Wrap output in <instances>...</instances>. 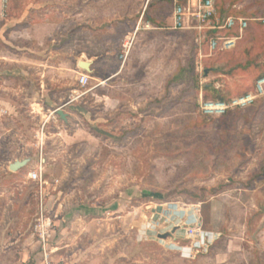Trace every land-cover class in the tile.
<instances>
[{"label":"rangeland","instance_id":"obj_1","mask_svg":"<svg viewBox=\"0 0 264 264\" xmlns=\"http://www.w3.org/2000/svg\"><path fill=\"white\" fill-rule=\"evenodd\" d=\"M235 2L264 16V0ZM172 10L168 0H8L0 21V246L14 243L17 252L0 253V264L15 255L43 264L42 214L51 264H264V177L254 179L264 168V97L204 111L207 102L228 106L251 93L264 76V25L250 21L231 51L211 52L207 29L193 19L169 30ZM81 51L101 56L85 87ZM23 57L31 65L14 63ZM38 59L52 67L43 78ZM118 70L111 88L102 85ZM181 70L186 80L168 85ZM209 84L228 101L206 94ZM61 108L72 114L67 125ZM25 159L22 170H8ZM40 162L41 184L28 177ZM194 221L211 235L185 258L176 247L189 245L184 230Z\"/></svg>","mask_w":264,"mask_h":264},{"label":"built area","instance_id":"obj_2","mask_svg":"<svg viewBox=\"0 0 264 264\" xmlns=\"http://www.w3.org/2000/svg\"><path fill=\"white\" fill-rule=\"evenodd\" d=\"M180 0H173V26L172 30H182L186 24V17L189 12H186L185 8L178 2ZM215 0H199V9L192 16L196 18L198 30H231L237 29L239 34H242L248 28V22L242 18L233 19L227 18L220 20L217 18L215 11ZM8 5V0H0V19L5 18V13ZM262 25H264V18L258 19ZM238 38H224L216 36L215 39L210 40L209 50L215 52L218 48L223 51L232 49L235 46ZM89 77L84 74L78 76V84L81 87H85L89 84ZM264 97V78H260L256 81L254 90L240 98L234 99L227 106L224 103H212L207 102L204 104V111L209 113L223 114L228 108L243 109L251 105L255 100ZM42 162L36 166L34 171L29 173L28 177L34 183H42ZM43 214L40 216L39 222L36 226L38 244L42 251L43 264L50 263V254L48 241L50 238L49 230L51 227L50 221L45 220ZM186 240L189 242L188 246L176 247L180 254L185 258H191L195 253L200 252L203 248L207 247L210 233L204 232L198 221H194L188 225L184 230Z\"/></svg>","mask_w":264,"mask_h":264},{"label":"trees","instance_id":"obj_3","mask_svg":"<svg viewBox=\"0 0 264 264\" xmlns=\"http://www.w3.org/2000/svg\"><path fill=\"white\" fill-rule=\"evenodd\" d=\"M235 1L236 0H215L214 5H215V11H216L217 18L222 20V21L227 19V18H233V19L242 18V19L246 20L248 23L250 21H254L257 19L264 18V16H258L255 12H250L248 7H243L241 9H237L239 4ZM168 2L170 4H172V0H168ZM178 3L182 4L183 2L179 1ZM254 23L261 25L260 22H258V21H255ZM206 35H207V41H208L207 45L209 48L210 40L215 39L216 36H220V37H224V38H237L238 37V30L237 29L207 30ZM229 51H231V50H229ZM215 52H228V51H223L220 48H218ZM236 68L245 70L248 68V66L247 65H245V66L238 65V66H236ZM260 78H264V76L259 77L255 80V82L252 85L251 92L254 90V86H255L256 81ZM184 80H186V78H184L183 70H181L175 76H173L172 78H170L168 80V85L180 84ZM203 91L206 94H211L212 98L216 101H219V102H227L228 101L229 94L218 92L217 90H215V88H213V86L211 84L204 86ZM240 117H241L240 111H235V113H233V117H232L233 123L236 122V120ZM263 172H264V168L260 169V172H259L260 175L256 174V176H254L255 177L254 179L257 180L256 178L259 179V178L264 177ZM251 182L252 181L250 180V184H251Z\"/></svg>","mask_w":264,"mask_h":264},{"label":"crops","instance_id":"obj_4","mask_svg":"<svg viewBox=\"0 0 264 264\" xmlns=\"http://www.w3.org/2000/svg\"><path fill=\"white\" fill-rule=\"evenodd\" d=\"M180 1L183 2L180 5L185 8L186 12H189V15H187V17H186V23L189 22L190 19H193L195 21V23H197L196 18L193 17L192 15L195 14L198 11V9H199V0H180ZM171 5L173 7V0H172V4ZM7 9H8V5H7ZM7 9H6V13H5V18L0 19V21H3V20L5 21L7 19ZM154 22H156L157 24L159 23L158 20H156V19L154 20ZM140 23H142V21ZM163 23L169 27V30H172V26H173V10H172V14L169 15L164 20ZM197 27H198V24L195 27V29H197ZM159 30H161V29H159ZM24 39H25L26 42L30 41V40H34V41L40 42L42 40V38H37V37H32V36L25 37ZM28 43L30 44V42H28ZM108 54L109 53H107L106 55H108ZM99 57H101V56L89 55L87 52L81 51L78 54V57H77L78 58L77 67H78V63L79 62H88V63H90V67H89L90 73H84V72L80 71L78 73V75L84 74V75H87L90 79L92 77L94 78V75L96 73H98V70L100 69V63L98 62ZM14 63H17V64L26 63V64L31 65V60L25 59V57H23V60L21 62L20 61H16ZM33 65L35 67H38L39 73L42 76V78L45 75V68H52L50 65L48 66V64L46 62L41 61L39 59H38V61H35V64H33ZM118 75H119V70L116 73H114L113 75H111L110 77L106 78L105 79L106 81H104V84L102 83V85L105 86V85L108 84V88H111L110 81L115 79ZM41 84L43 85V88H45V83L40 81V89L42 88ZM105 98H107L109 102L116 101L115 98H111V97H105ZM59 111H61L64 114V116H65V120L63 122L64 125L69 124L71 122L70 116H72V114L70 112L66 111L64 108H61ZM13 247H15L14 243H10V244L5 245V246H0V253H6L7 255H10V253L12 251L13 252L16 251V249H13ZM0 255H2V254H0ZM2 258H4V257L2 256ZM2 258H0V262H3ZM7 260H8V258H7ZM24 261H25L24 258H20V259L18 257L16 258V255H15V258L12 260L11 263H13V264H23Z\"/></svg>","mask_w":264,"mask_h":264},{"label":"water","instance_id":"obj_5","mask_svg":"<svg viewBox=\"0 0 264 264\" xmlns=\"http://www.w3.org/2000/svg\"><path fill=\"white\" fill-rule=\"evenodd\" d=\"M90 63L88 62H79L78 63V69L84 73H90ZM57 116H59V118L61 120H65V116L61 111H57ZM30 163V159H25V160H21V161H15L12 164H9L8 166V170L11 173H16L20 170H22L23 168H25L28 164ZM162 239L167 238L166 236H161Z\"/></svg>","mask_w":264,"mask_h":264}]
</instances>
